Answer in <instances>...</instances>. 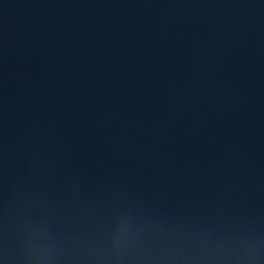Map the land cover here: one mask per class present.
I'll list each match as a JSON object with an SVG mask.
<instances>
[{"label": "water", "instance_id": "obj_1", "mask_svg": "<svg viewBox=\"0 0 264 264\" xmlns=\"http://www.w3.org/2000/svg\"><path fill=\"white\" fill-rule=\"evenodd\" d=\"M0 264H264V0H0Z\"/></svg>", "mask_w": 264, "mask_h": 264}]
</instances>
